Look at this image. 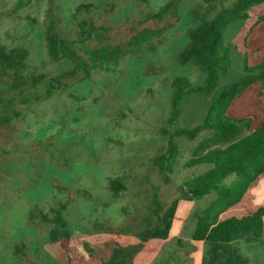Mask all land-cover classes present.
I'll return each instance as SVG.
<instances>
[{
    "label": "rangeland",
    "instance_id": "obj_1",
    "mask_svg": "<svg viewBox=\"0 0 264 264\" xmlns=\"http://www.w3.org/2000/svg\"><path fill=\"white\" fill-rule=\"evenodd\" d=\"M28 1L0 0V44L27 48L29 70L61 75L71 65L67 60L55 62L48 55L46 29L50 15L56 16L59 32L72 39L83 18L76 7L89 0ZM116 1L112 12L94 14L99 25L109 27L103 37L95 38L96 42L114 41L119 27L144 15L140 0ZM169 3L164 19L178 16V21L138 53L125 56L116 71H95L91 79L72 84L69 91L75 98L57 94L25 112L16 134L18 150L10 148L5 158L0 157V264H103L116 245L133 241L104 232L123 223L139 193L145 200L142 187H151V183L143 185L145 177L153 176L151 159L166 144L158 131L172 113V91L165 80L184 76L193 84L204 82L206 74L194 63L182 64L179 54L188 46L191 31L225 5L206 0H149L148 8L159 10ZM263 12L264 3L251 9L248 21L226 29L232 67L221 77V86L244 76L245 60L250 66L263 60L264 22L258 21ZM207 110L205 96H186L179 117L167 127H195L205 119ZM229 114L251 118V129L264 125L261 85L253 84L241 93ZM209 134L205 132L194 141L178 139L172 182L170 188L162 189L170 191V202L181 195L180 185L210 169L187 166ZM34 144L41 147L32 148ZM117 176L127 178V190L115 198L108 184L109 178ZM76 191L84 193L72 195ZM70 196L75 199L64 216L74 237L64 249L50 241L54 225L44 215H51V209ZM216 198L214 193L184 204L170 239L162 244L147 243L136 264H201L204 246L192 241L191 235L197 215ZM252 203L250 192L244 204L224 211L218 218L248 214L254 208ZM241 250L249 257V264H263L261 244H241Z\"/></svg>",
    "mask_w": 264,
    "mask_h": 264
},
{
    "label": "trees",
    "instance_id": "obj_2",
    "mask_svg": "<svg viewBox=\"0 0 264 264\" xmlns=\"http://www.w3.org/2000/svg\"><path fill=\"white\" fill-rule=\"evenodd\" d=\"M140 1L145 8L144 15L119 27L117 39L108 43L95 41L109 32V27L99 25L94 14L112 12L116 0H89L77 6L76 12L83 14V18L77 23L76 35L72 39L59 32L56 16L50 15L46 29L48 55L55 62L67 60L71 65L61 75L29 70L27 48L0 44V157L5 158L10 148L18 150L16 134L26 111H32L34 105L49 101L57 94L75 98V94L69 91L73 83L91 79L95 71H116L125 56L138 53L153 37L161 35L178 21V16L164 19L170 3L159 10H151L149 0ZM206 2L225 5L191 31L188 46L179 54L182 64L194 63L206 78L201 84H193L184 76L165 80V86L172 91V113L158 131L166 144L151 159L153 176L144 178L143 185L151 183V187H142L145 200L141 193L137 195L134 209L123 223L104 232L132 237L136 243L116 245L103 264H135L147 243L170 239L181 201L197 202L214 193L217 198L197 215L196 228L191 235L192 241L204 246L201 264H249V257L241 250V244H261L264 247V205L241 217L218 218L224 211L244 204L248 193L264 178V125L251 129V118H235L229 114L232 103L250 86L260 84L264 90V55L263 60L254 66L245 60L244 76L221 86V77L226 76L232 67V48L226 43V29L234 23L248 21L251 9L263 4L264 0ZM258 21L264 22V12ZM194 93L208 99L205 119L192 128L167 127L179 117L185 97ZM205 132L210 134L199 144L187 166H209L210 169L180 185L181 195L170 202V191L165 193L162 189L170 188L172 182L173 166L179 154L178 139L194 141ZM40 147V144H34L32 148ZM229 177H233L231 182L226 181ZM126 179L125 176L109 178L108 188L115 198L127 190ZM83 193L76 191L72 195ZM74 199L70 196L54 206L51 215H44V219L54 225L50 241L64 249L69 248L74 237L64 216ZM19 252L17 246L16 253ZM23 256L30 258L27 254Z\"/></svg>",
    "mask_w": 264,
    "mask_h": 264
},
{
    "label": "crops",
    "instance_id": "obj_3",
    "mask_svg": "<svg viewBox=\"0 0 264 264\" xmlns=\"http://www.w3.org/2000/svg\"><path fill=\"white\" fill-rule=\"evenodd\" d=\"M251 200H252V204L254 206L253 210L255 208H257L258 206L260 205H264V178L261 179L251 190ZM189 203H192V202H183L182 204L180 203V206H179V210H178V213L177 215L179 214V211L181 210V207L185 204H189ZM251 210V212L253 211ZM177 218V216H176ZM175 218V220H176ZM174 226H175V221H174V225H173V228L171 230V233L174 229ZM171 236V235H170ZM118 237H121V236H118ZM124 239H127V240H133L131 242H129L128 244H131V243H135V239L132 238V237H123ZM168 241V240H167ZM167 241H152V242H156L157 244H162V243H165ZM154 243V244H156ZM148 244H152L151 242H149ZM135 264H136V261H135Z\"/></svg>",
    "mask_w": 264,
    "mask_h": 264
}]
</instances>
